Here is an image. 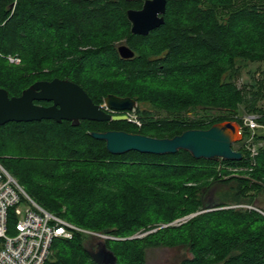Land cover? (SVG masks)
Instances as JSON below:
<instances>
[{
    "label": "trees",
    "instance_id": "16d2710c",
    "mask_svg": "<svg viewBox=\"0 0 264 264\" xmlns=\"http://www.w3.org/2000/svg\"><path fill=\"white\" fill-rule=\"evenodd\" d=\"M143 1L0 0V88L10 97L37 80L60 78L80 85L95 104L114 94L151 107L135 108L140 126L7 122L0 125V164L44 209L120 238L103 240L116 264H144L146 248L178 245L191 254L179 264H264V146L253 155L243 141H264V128L252 133L242 119L255 115L264 127V68L237 84L243 62H264V0H166L163 23L133 34L126 12ZM121 42L131 58L120 57ZM196 109L202 111L188 114ZM223 121L242 128L243 139L232 144L240 160L194 158L182 149L112 154L89 135L123 130L170 138ZM240 203L257 209L232 207ZM86 238L76 231L53 240L44 264H96Z\"/></svg>",
    "mask_w": 264,
    "mask_h": 264
},
{
    "label": "water",
    "instance_id": "95a60500",
    "mask_svg": "<svg viewBox=\"0 0 264 264\" xmlns=\"http://www.w3.org/2000/svg\"><path fill=\"white\" fill-rule=\"evenodd\" d=\"M166 0H144L141 8L128 9L127 18L133 34L146 35L164 21ZM121 58L134 55L133 50L122 43L117 46ZM47 101L49 105L36 103ZM114 110L113 114L104 109ZM136 101L130 97L108 94L103 103L95 104L77 83L60 78L37 80L24 88L20 95L9 96L0 88V125L10 121L31 122L51 119L56 122L70 121L77 126L80 120L126 121L123 112L133 109ZM95 139L104 140L105 147L112 154L128 151L140 153L166 154L186 150L194 158L208 160H240L241 153L232 148V144L241 138V126L235 121L214 123L207 129H188L170 138H156L123 130L90 131ZM194 214H191L192 216ZM98 249L90 252L96 264H116V256L101 240Z\"/></svg>",
    "mask_w": 264,
    "mask_h": 264
},
{
    "label": "built area",
    "instance_id": "2783aa9c",
    "mask_svg": "<svg viewBox=\"0 0 264 264\" xmlns=\"http://www.w3.org/2000/svg\"><path fill=\"white\" fill-rule=\"evenodd\" d=\"M17 62L19 58H9ZM104 109L113 114L120 113ZM135 107L125 111L127 121L138 126L141 122L134 114ZM244 125L251 130L264 128L252 115L242 117ZM252 154L256 152L252 150ZM236 169H233L235 171ZM257 209L252 205H238ZM235 207V206H234ZM9 223L15 232L8 235ZM79 231L96 239H117L107 232H96L79 228L62 217L44 209L36 203L17 182V180L0 164V264H44L51 256V244L58 238H71Z\"/></svg>",
    "mask_w": 264,
    "mask_h": 264
},
{
    "label": "rangeland",
    "instance_id": "374dc122",
    "mask_svg": "<svg viewBox=\"0 0 264 264\" xmlns=\"http://www.w3.org/2000/svg\"><path fill=\"white\" fill-rule=\"evenodd\" d=\"M13 6H14V2L12 4V7ZM19 62H20V59H19V61L14 62V63H19ZM258 67L264 68V62H243L242 74L239 77V79L237 81V84L238 85H242V84L248 82L251 79V72L256 70ZM137 106L139 108H141V109L142 108H147V109L151 108L147 104H139V105H137V103H136L135 108ZM197 111H198V109H196L195 111L194 110L190 111V112H188V114L189 115H193ZM200 111H202V110L199 109L198 112H200ZM134 114L137 117L136 110L134 111ZM246 115H252V114H245V113L242 114V116H246ZM252 116L256 117L255 115H252ZM251 131H252V133H253V131L254 132L255 131L259 132L260 128H255V129H253ZM242 139H243V135H241V138H240L239 141H241ZM243 141L248 143V144L250 143V145H249L250 146V150L251 151L254 150L255 152H257V148L259 146H264V141H260L258 143H252V137H245ZM240 146H241V144H236L235 148H238ZM235 173H237V172H235ZM210 198H211V194L208 195V200H211ZM241 204L244 205L245 203L235 204V205H232V207L235 206L237 208L238 207L245 208V207L238 206V205H241ZM245 205H249V204H245ZM256 206H258V205L256 204ZM259 206H261V205H259ZM192 214L195 215L196 213H192ZM190 215L191 214H189L187 216H184L182 218L176 219L172 223L173 224H179L180 221L184 222L185 220L189 219V217L193 216V215L192 216H190ZM172 223H170V224H172ZM166 225L167 224H163L161 226H166ZM9 226H10V230H8L7 234L8 235H13L15 232L12 229V224L9 223ZM161 226H157V227H154V228L142 231V232L138 231V232L134 233L133 235L128 236L126 238L142 237V236H144V235H146V234H148L150 232H153V231L157 230ZM116 238L120 239L118 237H116ZM99 240L100 239H96V238H94L92 236H87L86 241H85V245L90 250V252H94V251H96L98 249L97 242ZM51 254H52V252H51ZM187 257H191L190 251L188 250L187 247L182 246V245L172 246V247H169V246L150 247V248H146V250H145V263L144 264H179L182 259L187 258Z\"/></svg>",
    "mask_w": 264,
    "mask_h": 264
}]
</instances>
